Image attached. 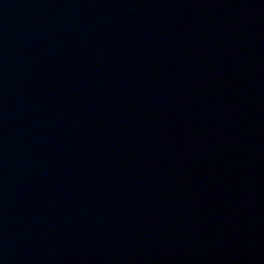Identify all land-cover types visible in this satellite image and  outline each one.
Returning <instances> with one entry per match:
<instances>
[{
	"label": "water",
	"instance_id": "obj_1",
	"mask_svg": "<svg viewBox=\"0 0 264 264\" xmlns=\"http://www.w3.org/2000/svg\"><path fill=\"white\" fill-rule=\"evenodd\" d=\"M0 264H264V0H0Z\"/></svg>",
	"mask_w": 264,
	"mask_h": 264
}]
</instances>
